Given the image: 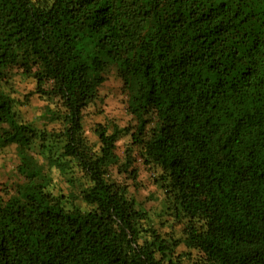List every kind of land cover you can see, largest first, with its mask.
I'll return each instance as SVG.
<instances>
[{
	"label": "trees",
	"instance_id": "16d2710c",
	"mask_svg": "<svg viewBox=\"0 0 264 264\" xmlns=\"http://www.w3.org/2000/svg\"><path fill=\"white\" fill-rule=\"evenodd\" d=\"M111 67L134 125L98 127L93 150L82 112ZM12 74L47 102L42 129L18 117ZM12 144L22 183L0 197V264H181L180 243L193 264H264V0H0V148ZM134 151L187 220L182 241L143 228L111 179L134 181ZM52 167L67 194L48 191Z\"/></svg>",
	"mask_w": 264,
	"mask_h": 264
},
{
	"label": "rangeland",
	"instance_id": "374dc122",
	"mask_svg": "<svg viewBox=\"0 0 264 264\" xmlns=\"http://www.w3.org/2000/svg\"><path fill=\"white\" fill-rule=\"evenodd\" d=\"M35 82L32 78H25L19 74H12L11 79L4 86V91L15 101V110L22 122L31 123L35 129L44 127V120L40 117L43 107L47 104L44 98L33 93ZM127 97L122 89V82L114 67L105 72V81L98 89L96 100L88 105L82 112V132L83 136L93 150H98L99 140L95 130L98 127L105 128L108 132L114 126L119 128L132 126L133 120L126 110ZM48 125L47 129H51ZM57 127V126H56ZM129 136H122L116 143V155L122 160L125 147L128 144ZM37 152V147L34 154ZM134 162L132 168L136 169L134 181L126 176L119 175L115 167H111V179L128 187L129 196L136 202L137 207L145 210L147 218L141 225L143 228H152L164 238L177 239L182 241L185 237L184 227L187 220H177L169 203L165 199L164 193L154 182L159 171L152 166L144 164L136 151L133 152ZM39 163L45 160L36 155ZM18 160L15 154V145L0 148V197L6 198L9 193L22 183V179L17 172ZM52 183L48 191L54 195L67 194L71 188L65 182L61 174L55 168L50 170ZM76 204L82 208L85 205L81 202ZM177 259L181 264H193L200 259V254L195 249H187L180 243L174 249Z\"/></svg>",
	"mask_w": 264,
	"mask_h": 264
}]
</instances>
